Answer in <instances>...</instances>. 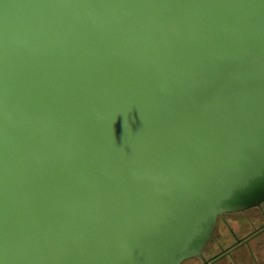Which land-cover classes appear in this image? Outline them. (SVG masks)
Here are the masks:
<instances>
[{
	"label": "water",
	"instance_id": "95a60500",
	"mask_svg": "<svg viewBox=\"0 0 264 264\" xmlns=\"http://www.w3.org/2000/svg\"><path fill=\"white\" fill-rule=\"evenodd\" d=\"M261 177L264 0H0V264H179Z\"/></svg>",
	"mask_w": 264,
	"mask_h": 264
},
{
	"label": "flooded vegetation",
	"instance_id": "af4514ba",
	"mask_svg": "<svg viewBox=\"0 0 264 264\" xmlns=\"http://www.w3.org/2000/svg\"><path fill=\"white\" fill-rule=\"evenodd\" d=\"M236 195L241 202L224 203L179 264H264V177Z\"/></svg>",
	"mask_w": 264,
	"mask_h": 264
}]
</instances>
